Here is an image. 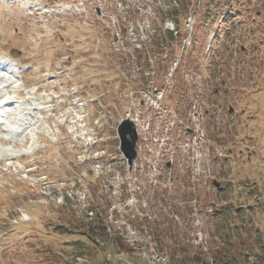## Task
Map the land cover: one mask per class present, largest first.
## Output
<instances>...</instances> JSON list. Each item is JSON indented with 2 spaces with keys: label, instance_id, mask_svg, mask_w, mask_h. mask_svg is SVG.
<instances>
[{
  "label": "rangeland",
  "instance_id": "1",
  "mask_svg": "<svg viewBox=\"0 0 264 264\" xmlns=\"http://www.w3.org/2000/svg\"><path fill=\"white\" fill-rule=\"evenodd\" d=\"M171 2L184 4L177 24ZM115 21L134 35L115 36ZM73 88L116 119L129 95L152 113L167 93L176 115L162 116L176 118L145 192L114 140L73 143L52 102ZM0 93V264H157L156 252L170 264L173 250L184 264H264V0H0ZM165 153L182 165L166 169Z\"/></svg>",
  "mask_w": 264,
  "mask_h": 264
},
{
  "label": "trees",
  "instance_id": "2",
  "mask_svg": "<svg viewBox=\"0 0 264 264\" xmlns=\"http://www.w3.org/2000/svg\"><path fill=\"white\" fill-rule=\"evenodd\" d=\"M185 1H191V0H185ZM169 10H167V15L172 17V20L175 22V24L178 23V18L179 16H181V12L182 10H184V4L183 6L181 7L180 6V3H170V6L168 7ZM167 38H170L171 40L174 39V36L172 34V32H167L166 35H160L156 38V43L157 46H156V50H157V53L160 52L159 50V45H161L162 47L164 46V42ZM162 52V51H161ZM146 59V58H145ZM147 60V59H146ZM143 68H148V66H143ZM156 73V72H155ZM157 74V73H156ZM229 204H232V203H229ZM257 229V234L259 235L258 236V239L262 242V237L260 236V232H259V226L256 227ZM88 237H90L88 235ZM111 245L113 246H116L119 250H123V247H122V244H121V237L120 236H117V237H111ZM154 243L155 245H158V246H161L162 242H160L159 240H157V238H154ZM109 245V244H108ZM177 245V244H176ZM169 247V246H168ZM179 254L177 252H175V250H173V253H171V263L170 264H184L185 262H187L188 260H191L190 258H187V257H183V258H176L175 259V256ZM191 261H194V259H192Z\"/></svg>",
  "mask_w": 264,
  "mask_h": 264
},
{
  "label": "water",
  "instance_id": "3",
  "mask_svg": "<svg viewBox=\"0 0 264 264\" xmlns=\"http://www.w3.org/2000/svg\"><path fill=\"white\" fill-rule=\"evenodd\" d=\"M118 134L120 136V150L127 159L129 165H131L133 158L135 157L134 144L136 141V135L134 129L128 121H124L118 126ZM129 135V138H127ZM218 187L219 184H216Z\"/></svg>",
  "mask_w": 264,
  "mask_h": 264
},
{
  "label": "bare ground",
  "instance_id": "4",
  "mask_svg": "<svg viewBox=\"0 0 264 264\" xmlns=\"http://www.w3.org/2000/svg\"><path fill=\"white\" fill-rule=\"evenodd\" d=\"M6 93H7V91H6ZM2 94H4V93H0V95H2ZM8 94V93H7ZM4 97H6V98H10L9 97V95H5ZM2 98V96H0V99ZM10 104V101L8 100L7 102H3V103H1V106H7V105H9ZM3 108V107H2ZM0 141H3V140H0Z\"/></svg>",
  "mask_w": 264,
  "mask_h": 264
}]
</instances>
